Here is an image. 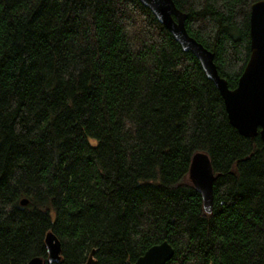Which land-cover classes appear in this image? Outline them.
Masks as SVG:
<instances>
[{"label":"trees","instance_id":"obj_1","mask_svg":"<svg viewBox=\"0 0 264 264\" xmlns=\"http://www.w3.org/2000/svg\"><path fill=\"white\" fill-rule=\"evenodd\" d=\"M256 1L173 0L230 89ZM163 241L165 264H264V143L138 0H0V264H127Z\"/></svg>","mask_w":264,"mask_h":264},{"label":"water","instance_id":"obj_2","mask_svg":"<svg viewBox=\"0 0 264 264\" xmlns=\"http://www.w3.org/2000/svg\"><path fill=\"white\" fill-rule=\"evenodd\" d=\"M148 8L157 21L173 36L182 50L190 52L199 62L207 78L221 94L227 118L237 132L247 138L259 136L264 143V0L251 5L249 14L250 54L237 81L230 89L224 78L220 77L214 62V54L190 36L185 28V14L173 0H138ZM189 179L198 190L204 210H212V187L214 174L207 154L197 152L192 156L189 166ZM27 204L24 198L20 202ZM49 263L60 260L61 244L53 232L45 236ZM94 250L86 264L93 263ZM173 255V248L163 241L149 247L133 263L127 264H165ZM27 264H43L39 257L31 258Z\"/></svg>","mask_w":264,"mask_h":264}]
</instances>
